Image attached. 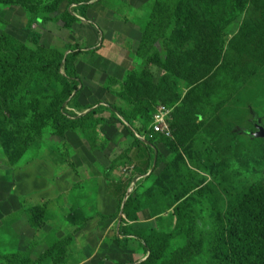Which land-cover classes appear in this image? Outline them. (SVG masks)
<instances>
[{
  "label": "rangeland",
  "instance_id": "374dc122",
  "mask_svg": "<svg viewBox=\"0 0 264 264\" xmlns=\"http://www.w3.org/2000/svg\"><path fill=\"white\" fill-rule=\"evenodd\" d=\"M18 1L37 12L20 10L10 18L1 12L0 34L27 44L32 32L46 48L76 51L82 93L67 111L91 117L85 135H61L42 124L26 144L21 133H14L6 146L17 159L16 167L0 144V257L22 264L144 262L148 256L140 240L121 230L122 212L109 213V200L114 199L107 186L136 177L129 194H145L166 165L142 177L132 163L136 138L112 110L137 116L132 125L141 128L138 123L150 124L160 105L174 112V138L157 137L155 148L184 176L202 184L201 189L219 186L229 176L244 192L262 193L252 249L235 259L226 258L223 247L233 227L230 222L224 227V205L219 197L211 201L216 191L208 188L195 204L199 222L190 264H236L259 255L264 249V142L250 134L258 131L254 120L264 127V0H181L179 12L189 22L185 28L179 20L175 23L154 61L137 57L152 0H94L86 15L83 7L64 0ZM67 11L78 20L73 30L64 29L72 23L63 17ZM35 20H41L44 30L34 28L40 27ZM94 49L98 52L89 55ZM60 89L54 88L56 93ZM45 91L40 86L30 94ZM45 212L41 221L38 217ZM250 222L242 219V229ZM141 227L169 234L175 225L166 216ZM175 242L164 257L186 246L183 240Z\"/></svg>",
  "mask_w": 264,
  "mask_h": 264
},
{
  "label": "trees",
  "instance_id": "16d2710c",
  "mask_svg": "<svg viewBox=\"0 0 264 264\" xmlns=\"http://www.w3.org/2000/svg\"><path fill=\"white\" fill-rule=\"evenodd\" d=\"M64 1L70 2L74 7H83L84 15L94 5L90 4L94 0ZM152 3L153 8L144 25L143 37L137 50V57L142 61H154L160 56L159 46L171 36L178 20L180 28H185V22H189V16H184L183 11L179 12L181 0H152ZM99 5L105 6L104 3ZM8 6L19 7L24 13L37 12L29 3L24 9L18 0H0V7ZM64 16L72 21L71 25L67 24L64 29L73 30L78 20L71 18L69 11L65 12ZM40 41V35L32 32L27 44L7 33L0 34V144L12 167H16L18 163L11 155L6 142L13 139L14 133H21L20 137L26 138V144L32 139L34 130L41 132L42 124L53 126L61 135L75 132L85 135L91 117L89 113L86 118H78L67 111L70 101L77 103L82 93L77 67L79 57L76 51L70 49L63 52L57 48H46ZM97 52L98 50L94 49L88 51V54L95 55ZM40 86L47 90L44 94H30ZM56 87L61 88L59 93L55 92ZM161 106L170 108L169 105L159 107ZM159 107L154 111L150 124L138 123L141 128L132 125L137 122V116L123 113L121 110H112L113 117L128 124L127 131L136 138L132 163L139 166L142 177L166 165V169L155 180L152 188L142 195L136 192L129 194L131 186H134L133 181L137 180L136 177L128 182L121 179L108 184L107 192L118 205V215L120 216L121 212L123 214L120 222L122 232L140 240L148 256L141 264H190L193 256V238L199 222L195 204L209 188L216 191L211 201L219 197L224 205V227L227 222L233 227V231L224 236L223 247L227 250L225 257L237 259L247 256L260 226L262 193L253 189L244 192L232 183L233 177L229 176L224 177L219 186L210 185L205 189H201L202 184L194 183L184 176L180 167L167 161L155 148L154 141L157 137L172 141L153 130L154 116ZM34 114L38 116L32 118ZM254 124L259 125V122L254 120ZM173 125L174 122L172 127ZM185 168L189 170L187 165ZM263 185L264 182L261 186ZM45 216L46 212L38 218L42 221ZM166 216L172 218L175 225L174 231L169 234H157L153 227L144 230L141 227L143 224L138 225L143 222H160ZM242 219L251 220L248 229H242ZM177 240H183L186 246L170 258L164 257L165 251ZM0 262L22 264L9 257H0ZM236 264H264V249L253 260L237 261Z\"/></svg>",
  "mask_w": 264,
  "mask_h": 264
},
{
  "label": "built area",
  "instance_id": "2783aa9c",
  "mask_svg": "<svg viewBox=\"0 0 264 264\" xmlns=\"http://www.w3.org/2000/svg\"><path fill=\"white\" fill-rule=\"evenodd\" d=\"M173 113V110L168 107H159L156 115L154 116V123L152 126L156 134L166 137L170 140L174 138V130L172 127V123L174 121ZM139 138L141 140H145V138Z\"/></svg>",
  "mask_w": 264,
  "mask_h": 264
},
{
  "label": "crops",
  "instance_id": "0c3cea01",
  "mask_svg": "<svg viewBox=\"0 0 264 264\" xmlns=\"http://www.w3.org/2000/svg\"><path fill=\"white\" fill-rule=\"evenodd\" d=\"M19 11H20V9H18V8H7V7H5V8H0V13L2 12L3 13V16H5V17H3V18H10V16L11 15H13V14H19ZM22 11V10H21ZM22 13H24V12H22ZM0 16H1V14H0ZM36 22H38V23H40V27H38V25L37 24H33V26H34V28H36V29H38V30H44L42 27H41V21H37V20H35ZM35 23V22H34ZM140 182V181H139ZM110 202H109V209H112V210H109V213H111L112 215H117L118 214V212H119V210L118 209H116L115 210V206H114V204H112V201H115V200H109ZM115 204H116V201L114 202ZM99 208H101V205H99ZM118 210V211H117ZM122 216L123 215H121L120 216V218H119V221L121 222V220H122ZM117 222V221H116ZM116 222H115V224H116ZM119 222V223H120ZM142 224H144V222L143 223H138V225H142ZM146 224V223H145ZM138 225H135V226H138Z\"/></svg>",
  "mask_w": 264,
  "mask_h": 264
},
{
  "label": "water",
  "instance_id": "95a60500",
  "mask_svg": "<svg viewBox=\"0 0 264 264\" xmlns=\"http://www.w3.org/2000/svg\"><path fill=\"white\" fill-rule=\"evenodd\" d=\"M250 136L255 139H260L264 141V127L259 126L257 133H251ZM123 215V214H122ZM123 217V216H122Z\"/></svg>",
  "mask_w": 264,
  "mask_h": 264
},
{
  "label": "flooded vegetation",
  "instance_id": "af4514ba",
  "mask_svg": "<svg viewBox=\"0 0 264 264\" xmlns=\"http://www.w3.org/2000/svg\"><path fill=\"white\" fill-rule=\"evenodd\" d=\"M259 126H261V125H260V124H259V125H257V128H258Z\"/></svg>",
  "mask_w": 264,
  "mask_h": 264
}]
</instances>
